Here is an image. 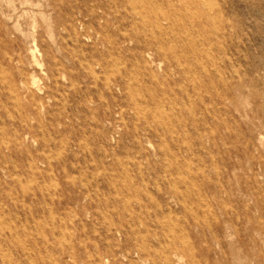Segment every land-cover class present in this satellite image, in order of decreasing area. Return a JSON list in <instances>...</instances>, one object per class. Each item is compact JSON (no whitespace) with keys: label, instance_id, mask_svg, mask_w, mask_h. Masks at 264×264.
I'll list each match as a JSON object with an SVG mask.
<instances>
[{"label":"rangeland","instance_id":"374dc122","mask_svg":"<svg viewBox=\"0 0 264 264\" xmlns=\"http://www.w3.org/2000/svg\"><path fill=\"white\" fill-rule=\"evenodd\" d=\"M0 264H264V0H0Z\"/></svg>","mask_w":264,"mask_h":264}]
</instances>
